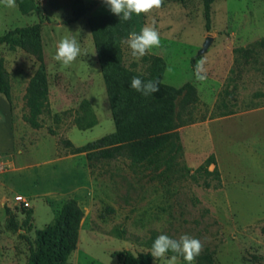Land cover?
Instances as JSON below:
<instances>
[{"label": "rangeland", "instance_id": "rangeland-1", "mask_svg": "<svg viewBox=\"0 0 264 264\" xmlns=\"http://www.w3.org/2000/svg\"><path fill=\"white\" fill-rule=\"evenodd\" d=\"M73 2L35 0V8L28 14L21 13L17 3L12 8L0 3V36L15 27L41 22L51 110H73L58 125L48 115L43 116L40 129L30 131L23 123V149L29 144L32 147L23 158L16 155L14 159L32 166L20 177L14 172L12 158H5V184L0 189V264H28L36 230L51 226L69 197L78 200L84 215L77 246L66 264H122L128 252L151 253L160 234L199 239L204 246L201 254L211 252L214 264H264V64L246 72L239 81L236 100L228 99L236 102L234 113L219 115L214 110L230 75L233 49L264 36V0L214 1L209 29L202 0H164L162 8L148 15L134 14L133 31L139 33L145 25L154 24L160 33L162 46L150 54L164 60L161 81L176 88L195 86L199 97L191 108L195 119L177 128L181 149L166 150L153 164L132 163L120 156L94 159L91 168L85 152L61 156L60 160L57 141L66 137L83 146L115 130L88 25L91 16L111 11L102 0L78 20L70 21ZM84 2L90 4L91 0ZM64 38L76 39L81 48V55L70 66L54 59ZM124 41V64L144 72L146 64L131 57ZM0 58L10 76L14 119L19 120L24 83L39 63L19 46L18 35L0 44ZM201 60L207 71L204 82L195 76V65ZM181 98L177 96L176 110L185 118L190 108L181 107ZM77 114L84 115L80 125L72 123ZM49 126L56 128L58 135H52ZM210 154L220 171L221 187L217 189L205 188L191 176ZM213 167L211 164L208 169ZM15 194L25 196L31 204L26 223L24 208L12 201ZM5 208L10 209L16 228H11ZM173 255L176 264H187L171 251L166 258ZM166 258L158 261L151 257L149 264H165Z\"/></svg>", "mask_w": 264, "mask_h": 264}, {"label": "trees", "instance_id": "trees-1", "mask_svg": "<svg viewBox=\"0 0 264 264\" xmlns=\"http://www.w3.org/2000/svg\"><path fill=\"white\" fill-rule=\"evenodd\" d=\"M102 0H91L86 4L84 0H74L72 4L73 18L76 21L87 11ZM216 0H202L205 27L210 28L211 5ZM19 10L28 14L35 8V0H16ZM133 18L128 21L120 20L113 13L91 16L88 25L92 34L100 69L105 81L111 114L115 125L112 133L106 134L83 146H77L69 138L59 137L57 141L58 156L85 152L89 168L92 160H110L120 156L132 163L153 164L166 150L178 152L181 149L177 128L182 123L193 122L195 117L191 108L199 101L197 90L191 84L176 88L161 81L165 63L161 56L148 54L142 58L146 64L144 72H139L133 66H126L123 62L122 42L133 32ZM41 22L27 26H18L6 31L0 36V44L11 42L15 35L19 36V46L33 56L39 63L30 77L23 95L22 120L33 129L44 126L43 116L53 118L55 124H60L72 109L52 112L49 101V87L47 72L44 65V55L40 37ZM264 51V36L258 40L237 46L233 49V62L230 75L220 91L214 110L219 115H229L235 112L232 108L239 81L250 70H257L258 64L263 63L261 53ZM140 77L143 81H160V91L144 96L133 89L130 84L132 78ZM0 92L11 101V82L4 60L0 58ZM182 95L181 107L190 108L185 118L176 110L177 96ZM84 115H74L72 123L80 125ZM202 116L201 118H203ZM52 135H58L56 128L49 126ZM213 164L212 170L208 167ZM193 179L205 188L221 187L220 171L213 154L191 174ZM202 181L200 182V180ZM213 181V182H212ZM11 228H16L13 215L9 208H5ZM25 219H30V210L24 208ZM84 212L75 197L66 198L58 215L51 226L36 230L35 246L30 245L28 264H66L68 255L76 248L79 239V229ZM264 232V226L262 227ZM151 253L133 255L128 252L122 259V264H149ZM195 264H214L211 252L200 254Z\"/></svg>", "mask_w": 264, "mask_h": 264}, {"label": "clouds", "instance_id": "clouds-1", "mask_svg": "<svg viewBox=\"0 0 264 264\" xmlns=\"http://www.w3.org/2000/svg\"><path fill=\"white\" fill-rule=\"evenodd\" d=\"M104 4L109 8L111 13L118 16L120 20L128 21L133 14L148 15L154 10L162 8L164 0H103ZM5 7L12 8L16 6V0H0ZM130 48L131 57L139 61L148 55L154 48H160V33L153 25H145L139 33L133 31L124 41ZM95 54V52L93 53ZM81 55V48L76 39L64 38L57 48L54 59L63 66H70L78 56ZM205 61H198L195 65V76L200 82L207 80V71L204 67ZM160 81L148 80L143 81L140 77L134 76L130 86L144 96L152 95L160 91ZM202 242L187 234H183L179 239H173L166 234L158 235L152 245L151 255L160 261L167 257L169 251L179 254L187 262L194 264L196 258L203 251ZM177 256L166 258L165 264H176Z\"/></svg>", "mask_w": 264, "mask_h": 264}, {"label": "crops", "instance_id": "crops-1", "mask_svg": "<svg viewBox=\"0 0 264 264\" xmlns=\"http://www.w3.org/2000/svg\"><path fill=\"white\" fill-rule=\"evenodd\" d=\"M30 77H28L24 83L25 86L27 85ZM14 111L15 109L13 104L6 99L2 92H0V155L4 157V160L6 157L12 158V165L15 169L14 172L18 177H20L19 174H24L25 171L32 166L30 163L24 164L22 163V160H20L23 158L22 154L24 155V153H26L32 145L29 144L30 147L28 146V149H23L22 129L26 122H24L21 118L19 120H15ZM28 129H30V131L35 130L30 126H28ZM16 155L20 156L19 162L14 159V156ZM61 158L64 157H59L60 160ZM3 174L4 172L0 174V189H2L5 184L2 177ZM12 201L14 202V200Z\"/></svg>", "mask_w": 264, "mask_h": 264}, {"label": "built area", "instance_id": "built-area-1", "mask_svg": "<svg viewBox=\"0 0 264 264\" xmlns=\"http://www.w3.org/2000/svg\"><path fill=\"white\" fill-rule=\"evenodd\" d=\"M6 166H7V163L4 160V157L0 155V174H2L4 172ZM13 200H14L15 204H17V205H19V206H21L23 208H27L28 209L30 207V205H31L29 200L25 196H23L21 194H16L14 196Z\"/></svg>", "mask_w": 264, "mask_h": 264}]
</instances>
